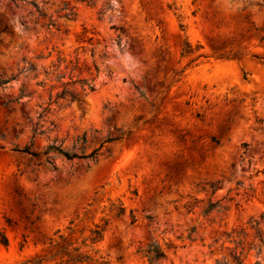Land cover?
<instances>
[{"label": "rangeland", "instance_id": "rangeland-1", "mask_svg": "<svg viewBox=\"0 0 264 264\" xmlns=\"http://www.w3.org/2000/svg\"><path fill=\"white\" fill-rule=\"evenodd\" d=\"M93 1L0 0V79L16 76L0 87V264H63L61 247L80 264H147L152 242L162 264H236L231 251L264 264L250 223L264 240V1ZM185 41L201 49L184 55ZM80 79L95 91L52 105L32 137L48 87ZM20 89L33 94L15 101ZM83 135L86 153L119 139L97 162L49 154L55 169L20 152L76 151Z\"/></svg>", "mask_w": 264, "mask_h": 264}, {"label": "trees", "instance_id": "trees-1", "mask_svg": "<svg viewBox=\"0 0 264 264\" xmlns=\"http://www.w3.org/2000/svg\"><path fill=\"white\" fill-rule=\"evenodd\" d=\"M11 1H24V0H11ZM81 2L86 3L87 5H93V0H80ZM264 1V0H263ZM107 7H110L109 5ZM60 11H65V13L59 17L65 18V19H73L75 17V12L73 10V7H68V4H65L64 7ZM37 12L39 14V17L46 19L45 14H43L37 7ZM45 27L49 28L50 26H55V21H53L51 18H48L46 22L43 24ZM264 26V25H263ZM183 28V26L181 25ZM255 31L261 30L258 28H253ZM116 30H119L121 35H126V31L122 28H116ZM264 40L263 36L259 37V42H262ZM199 49H201V46H196L193 48L190 43L184 42L183 48H182V54L184 55H192L195 52H197ZM201 55H198L200 57ZM252 57L264 61V55H258V54H252ZM75 69V67L73 68ZM35 67L32 64H29L28 66V72H34ZM51 72H45L46 76L48 77ZM16 76L13 75L6 79H0V87H3L6 83H8L10 80H13ZM37 77V74H34V78ZM63 78V74L56 76V81L60 82V80ZM93 80H87V79H80L70 82H64L61 83L59 86L50 85L47 89L48 93V101L45 104V107H42L39 105L38 107L41 109L37 113L36 116V122L32 125V137H35L36 135L43 134L44 130H42V126L39 125V122L43 120L47 114L51 112V106L55 105L56 108H64L70 106L72 103L76 102L78 104H82V98L87 96L89 93L95 91V86L93 84ZM47 84L45 80H42L37 83V85H40L44 87ZM78 84L79 89L77 90L73 88L74 85ZM58 89V90H57ZM56 90V92H54ZM33 92L28 91L25 92L24 89H20V92L18 96L14 99L15 101L20 100L24 95L31 96ZM258 123V129L264 130V120H257ZM119 138H107L102 142V144L93 149L91 152L86 153V147L84 146L86 139L83 135L81 138H77L73 144L72 148L76 149V151H69L62 147V143L59 145L50 144L46 146L41 152H35L30 147H25L24 149H21L20 152L28 154L32 157H38V156H45L46 162L51 165L52 168L55 169L52 160L48 156L49 154H57L59 156H62L63 158L67 160H73V159H82V160H89L91 162H97L99 151L104 146V143H112ZM246 146V144H244ZM214 206V205H213ZM124 208L121 207L116 215L120 216L124 213ZM261 219H263V216H261ZM135 219L132 216L131 223H134ZM253 222V223H252ZM252 223L251 228L255 231V237L258 238L259 242L262 244L264 248V240L261 236V233L259 231V222L258 221H250ZM105 230L104 226L96 225V228L91 231V236L89 238L90 242L92 244L97 243L98 241L102 240L103 238V232ZM171 248V245L168 246V249ZM138 252L141 254V256L146 260L147 264H162L164 260H166L167 255L164 249H162L158 244L155 242L149 243L145 248H142L138 250ZM57 254H62V257H67L65 260H63V264H80L86 261L91 260L90 257L86 255H82L78 252V249H73L72 251H69L67 247H61V250ZM230 257L233 262L236 264H242V252L238 253L235 251L230 252Z\"/></svg>", "mask_w": 264, "mask_h": 264}]
</instances>
